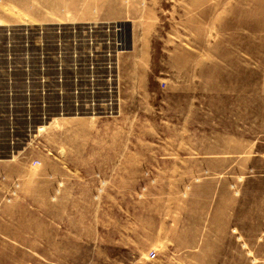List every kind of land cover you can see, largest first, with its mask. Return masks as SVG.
I'll use <instances>...</instances> for the list:
<instances>
[{"label":"rangeland","instance_id":"1","mask_svg":"<svg viewBox=\"0 0 264 264\" xmlns=\"http://www.w3.org/2000/svg\"><path fill=\"white\" fill-rule=\"evenodd\" d=\"M99 1L0 0V264H264V149L231 157L228 168L218 164L224 151L147 148L180 134H164L161 100H116L126 28L79 18L98 14ZM156 2L165 45L153 76L186 80L187 111H176L187 121L182 140L195 145L201 110L199 136L218 137L212 120L221 118L195 97L206 88L201 76L197 84L209 71L201 65L212 63L236 76L219 80L220 93L251 90V137H264V0ZM170 59L182 61L181 73L163 68ZM238 73L250 87L238 86ZM115 125L124 130L123 179L105 181L111 167L74 164L85 152L75 146L116 140L105 131ZM10 160L12 171L1 168ZM133 203L157 222L132 238L122 212Z\"/></svg>","mask_w":264,"mask_h":264},{"label":"crops","instance_id":"2","mask_svg":"<svg viewBox=\"0 0 264 264\" xmlns=\"http://www.w3.org/2000/svg\"><path fill=\"white\" fill-rule=\"evenodd\" d=\"M84 6H86V8L88 7L87 4ZM98 9V14L86 11L81 15L85 17L79 18H83V20H99L117 23L126 28V41L121 42V46L118 48L119 55L116 62V77L114 79L117 96L116 100L128 102H155V99L161 100L163 103L161 111L162 118L164 119V134H180L179 140L165 141L156 145L150 143L151 145L149 144L147 148L162 150L206 149L211 150L212 153L216 151H226L225 153L223 152L221 158H218V164L227 166L228 168L234 163L230 161L231 157H247V155L257 156L254 155L257 153L260 155L257 150L264 149V137H259L258 139L251 137L253 125V119L251 117L252 107L250 105L252 100L251 90L248 88L247 93L246 90H243L238 94L226 93L227 91H225V93H220V89H216L215 87L217 83H221L219 81L220 79H229V81L232 79L235 80V74L233 73L232 75L228 73V69L232 71L233 68L224 67L221 73V68L217 67L214 63H212L211 67L206 66L205 68L204 64L201 65L202 69L209 70L210 72L208 71L202 75L197 74V84H200L201 76V83L205 84L207 89L204 85H202L201 90L197 89V91H201V94L195 96L196 101L201 102L203 109L205 102L210 104L212 117L215 118L218 116L221 119L219 121L212 120V125H218L219 127L217 131L213 130V135L217 134L218 137L214 138L213 136L214 141L210 144L205 143L203 135H201V137L199 136L200 132L204 133V130L202 129L200 131L199 127H204L205 124L204 110H201L200 113L203 119L200 120L197 114L195 121L197 141L195 145H189L188 141H183L181 137L182 133L188 132L187 121L182 118V113L177 114L176 112L178 109L179 112H182L183 109L187 111V101L189 97L186 92L187 87L184 88L186 80L183 78V74H179L178 77L177 75L175 76V74L174 76L172 74H167V77L164 78L153 76V71L155 69L153 55L161 51L160 49L157 51L156 47H161V43L165 45V41H162L161 37L163 36L159 30V23L161 20L158 18L159 12L156 0H151L149 3H143L142 0H100ZM123 35L124 30L122 29L120 37H123ZM165 52L171 53V49ZM182 66V61L177 63L172 62L170 59L165 62L163 68L167 71L178 69L181 73ZM236 75H242V77H240L241 79L238 78V86L250 87L251 78L249 75H247V77L245 73H238ZM233 82L234 81L230 83ZM226 90H228L227 87ZM221 101L226 103L221 104ZM172 115H175V118L179 117L178 120L180 122H172ZM236 126H238V129H236ZM105 131L110 134H116V140H111L110 138V140L101 142L85 141L81 144L78 143L75 148L85 152L83 158L77 160L79 162L74 164H83L87 167L96 164V161L92 160H97L98 164L111 167L110 169H105V172H101V176L105 181H119L123 179L122 167L125 165V161L122 157V151L126 149V144L122 139L118 140V134L123 135L124 130L122 126L115 125L107 127ZM205 144H207V146ZM131 146L135 147L134 144ZM245 151H248L247 155L244 154ZM254 151H257V153ZM185 163H187V160ZM203 163L204 161L202 159L201 161L197 160L194 162V164L197 165H202ZM53 165L59 166L57 164ZM15 166L17 167V164H15ZM113 167H115V169ZM1 168L12 171L13 165L11 160L1 165ZM231 171L232 174H234V168ZM193 195L197 196L198 194L194 193ZM220 196L229 198L230 194L228 189H222ZM195 200H197V198ZM122 213V230L127 236L133 238L155 229V223L157 222L156 214H152L150 210L140 204H128ZM171 220L175 221L177 224L179 223V218L177 217H175V219L173 217ZM101 224H103L102 221ZM176 228H178V225ZM100 229H102V226H100Z\"/></svg>","mask_w":264,"mask_h":264},{"label":"built area","instance_id":"3","mask_svg":"<svg viewBox=\"0 0 264 264\" xmlns=\"http://www.w3.org/2000/svg\"><path fill=\"white\" fill-rule=\"evenodd\" d=\"M154 256H155V255H154V254H152V255H151V259H153V258H154Z\"/></svg>","mask_w":264,"mask_h":264}]
</instances>
